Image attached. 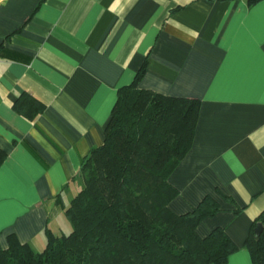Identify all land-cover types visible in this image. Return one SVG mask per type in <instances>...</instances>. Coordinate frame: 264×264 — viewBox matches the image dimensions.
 I'll return each mask as SVG.
<instances>
[{"label": "crops", "instance_id": "0c3cea01", "mask_svg": "<svg viewBox=\"0 0 264 264\" xmlns=\"http://www.w3.org/2000/svg\"><path fill=\"white\" fill-rule=\"evenodd\" d=\"M0 247L15 235L35 252L46 232L70 234L67 208L83 160L104 143L120 88L139 84L201 103L193 146L169 177V208L207 196L220 211L197 227L224 229L237 251L264 211V0H0ZM24 57V58H25ZM24 97V98H23ZM27 97L34 120L19 113Z\"/></svg>", "mask_w": 264, "mask_h": 264}, {"label": "trees", "instance_id": "16d2710c", "mask_svg": "<svg viewBox=\"0 0 264 264\" xmlns=\"http://www.w3.org/2000/svg\"><path fill=\"white\" fill-rule=\"evenodd\" d=\"M0 57L28 61L3 47ZM146 70L147 62L119 89L103 145L82 162L83 188L66 210L72 232L47 230L42 252L10 235L8 247H0V264H227L237 251L224 229L197 233L220 211L212 197L185 215L169 208L178 196L169 177L193 146L201 103L140 89ZM23 101L17 111L34 120L43 107L30 97ZM5 159L0 148V166ZM245 247L253 264H264V211Z\"/></svg>", "mask_w": 264, "mask_h": 264}, {"label": "water", "instance_id": "95a60500", "mask_svg": "<svg viewBox=\"0 0 264 264\" xmlns=\"http://www.w3.org/2000/svg\"><path fill=\"white\" fill-rule=\"evenodd\" d=\"M263 231V225L261 223L258 224L255 233H256V238L259 239Z\"/></svg>", "mask_w": 264, "mask_h": 264}, {"label": "rangeland", "instance_id": "374dc122", "mask_svg": "<svg viewBox=\"0 0 264 264\" xmlns=\"http://www.w3.org/2000/svg\"><path fill=\"white\" fill-rule=\"evenodd\" d=\"M72 226V225H71ZM73 229V228H72Z\"/></svg>", "mask_w": 264, "mask_h": 264}]
</instances>
